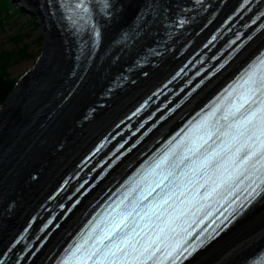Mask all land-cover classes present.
<instances>
[{
  "label": "bare ground",
  "instance_id": "1",
  "mask_svg": "<svg viewBox=\"0 0 264 264\" xmlns=\"http://www.w3.org/2000/svg\"><path fill=\"white\" fill-rule=\"evenodd\" d=\"M119 1L121 5L118 12H116V17L114 20H110V23L105 27L107 34L120 26L126 15L140 4V0ZM19 2L40 14L41 9L36 0H19ZM44 31L46 35L48 34L46 40L50 45V49L44 55L43 63L34 71L36 73L34 79L40 74L43 75L44 65L49 64L47 73H58L64 80L72 68V61L64 57L65 53L62 50L64 45L55 34L46 31L45 27ZM262 37H264V31L221 74L215 76L204 88L199 90L184 107H189L212 90L231 72L238 61L242 60L254 46L259 44ZM130 54V52L124 51L116 64H123ZM181 58L176 59L172 58L170 54L165 55L162 57L160 64L150 67V72L147 75L110 96L109 103L106 106H102L90 119L81 123L80 118L107 83L115 64L112 67L109 66L110 69H106L105 61L99 66L93 63L82 79L80 88L61 105L59 103L63 96H43L39 100L40 115L38 121L30 126L22 122L17 127L18 132L16 134L9 129H5L14 120L13 114L15 112L0 118V125L6 133V137L16 140L13 149L10 148L11 152L15 151L12 157L0 159L1 247H4V243L6 244L14 231L21 226L29 212L46 197L48 190L60 175L68 171L77 162L80 152L95 139L100 131L109 128L113 124V117L128 109L140 96L168 73ZM69 83L71 82H67L65 85L59 84L56 87L57 92L64 89ZM46 91L44 88L27 85L25 86L26 96H24V99H29L31 94L33 96L35 94H46ZM51 112L52 114L49 116ZM178 116V113L172 115L159 127L158 132L160 133L172 125ZM52 128L56 131L51 136L50 131ZM17 143L18 150H16ZM43 149L45 150L43 151ZM121 170L122 167L115 173L118 174ZM33 172H38L39 175L32 178ZM92 191L64 220L29 264L44 263V254L64 236L67 228L80 215V208L87 202ZM12 200L14 204L9 207ZM227 233L194 257L189 264H237L250 251L259 247L264 240V203L253 212L251 211L240 226Z\"/></svg>",
  "mask_w": 264,
  "mask_h": 264
},
{
  "label": "snow or ice",
  "instance_id": "2",
  "mask_svg": "<svg viewBox=\"0 0 264 264\" xmlns=\"http://www.w3.org/2000/svg\"><path fill=\"white\" fill-rule=\"evenodd\" d=\"M68 11L72 14L67 19L77 33H82L84 24L80 21L85 17L86 23L91 20L87 3L78 0ZM91 29L97 46L99 28L92 25ZM225 100L219 120L210 124L206 118L198 125L196 135L178 159L169 163L168 155L162 157L140 196L128 204L121 201L107 217L97 221L83 243L71 247L64 264H148L157 253L172 256L192 235L183 226L186 212L177 207L178 201L188 209L198 203L187 196L188 185L197 195L204 189V200L224 192L231 195L230 189L243 180L251 181L249 196L259 194L264 186V60L246 70ZM219 110L220 106L212 114ZM177 168L181 169L178 174ZM181 235L184 239L173 243ZM170 247L172 251H168Z\"/></svg>",
  "mask_w": 264,
  "mask_h": 264
},
{
  "label": "rangeland",
  "instance_id": "3",
  "mask_svg": "<svg viewBox=\"0 0 264 264\" xmlns=\"http://www.w3.org/2000/svg\"><path fill=\"white\" fill-rule=\"evenodd\" d=\"M11 3L22 9V13L15 18H9L7 22V28L0 31V54L5 51H16V48L20 49L26 47V52L33 54L31 57L23 56L15 62H11L10 59L4 63L5 71L10 76L18 77L26 69L30 68L34 62L35 56L38 55L40 48L42 47V41L40 40V33L42 31V22L40 21V14L30 7H26L20 4L19 0H11ZM36 21L38 26L31 28V23ZM14 33L20 34V37L12 39ZM44 33V32H43ZM39 38V39H38ZM3 66V65H2Z\"/></svg>",
  "mask_w": 264,
  "mask_h": 264
},
{
  "label": "trees",
  "instance_id": "4",
  "mask_svg": "<svg viewBox=\"0 0 264 264\" xmlns=\"http://www.w3.org/2000/svg\"><path fill=\"white\" fill-rule=\"evenodd\" d=\"M6 14L8 15V11L6 10ZM4 20H2L0 29L3 26ZM20 37L19 34L15 33L13 35V39H16ZM26 47L23 48H16V51L13 50L11 52L5 51L0 54V103L5 99V97L8 95V93L11 91L13 87L14 79L11 77L6 71H5V64L9 59L11 62H15L16 60L20 59L21 57L29 56L30 53H27ZM3 65V66H2Z\"/></svg>",
  "mask_w": 264,
  "mask_h": 264
},
{
  "label": "water",
  "instance_id": "5",
  "mask_svg": "<svg viewBox=\"0 0 264 264\" xmlns=\"http://www.w3.org/2000/svg\"><path fill=\"white\" fill-rule=\"evenodd\" d=\"M12 96H21L20 94H13ZM6 136L4 129L0 128V141Z\"/></svg>",
  "mask_w": 264,
  "mask_h": 264
}]
</instances>
